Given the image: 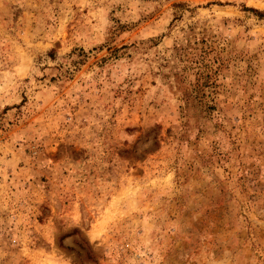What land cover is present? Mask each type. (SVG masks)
I'll return each mask as SVG.
<instances>
[{"label": "rangeland", "instance_id": "obj_1", "mask_svg": "<svg viewBox=\"0 0 264 264\" xmlns=\"http://www.w3.org/2000/svg\"><path fill=\"white\" fill-rule=\"evenodd\" d=\"M0 264H264V0H0Z\"/></svg>", "mask_w": 264, "mask_h": 264}, {"label": "trees", "instance_id": "obj_2", "mask_svg": "<svg viewBox=\"0 0 264 264\" xmlns=\"http://www.w3.org/2000/svg\"><path fill=\"white\" fill-rule=\"evenodd\" d=\"M253 10V9H252ZM257 12V11H256ZM260 15H262L263 13H259Z\"/></svg>", "mask_w": 264, "mask_h": 264}]
</instances>
